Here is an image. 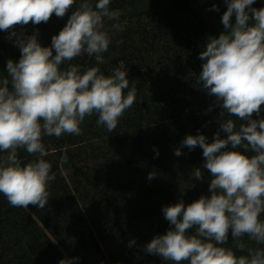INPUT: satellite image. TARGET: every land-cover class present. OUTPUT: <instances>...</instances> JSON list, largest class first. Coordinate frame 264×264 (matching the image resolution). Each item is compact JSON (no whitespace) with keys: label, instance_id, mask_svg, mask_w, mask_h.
Returning <instances> with one entry per match:
<instances>
[{"label":"trees","instance_id":"16d2710c","mask_svg":"<svg viewBox=\"0 0 264 264\" xmlns=\"http://www.w3.org/2000/svg\"><path fill=\"white\" fill-rule=\"evenodd\" d=\"M252 7H264V0ZM110 9L120 11L123 31H110L106 62L97 65L94 56L85 54L71 63L82 71L98 66L105 75L123 65L129 88H136V103L113 132L98 126L93 114L80 125L79 136L43 137L44 159L55 173L48 203L42 209L17 208L0 194V264H59L66 258H78L73 264H170L145 251L148 242L172 227L163 207L210 195L202 149L183 147L180 156L175 149L187 135L203 134L212 142L221 120L244 123L227 113L221 117L216 98L197 83L207 38L225 30L224 0H111ZM71 12L15 30L26 36L38 31V42L51 46ZM8 37L0 30V76L7 75V61L18 62L21 55L16 37ZM253 118H264V106ZM221 138L226 134L221 132ZM18 156L22 163L35 159L23 149ZM195 168L204 173L202 181L192 175ZM150 172L156 173L151 180ZM244 242L250 243L247 237ZM224 246L235 248L230 232Z\"/></svg>","mask_w":264,"mask_h":264},{"label":"clouds","instance_id":"9594fccd","mask_svg":"<svg viewBox=\"0 0 264 264\" xmlns=\"http://www.w3.org/2000/svg\"><path fill=\"white\" fill-rule=\"evenodd\" d=\"M224 2L225 30L207 38L199 55L203 63L197 83L216 98L221 117L227 113L244 123L221 120L212 142L203 134L187 135L175 149L176 156L182 155L183 147L202 149L210 195L187 205L181 199L163 207L172 227L148 242L145 251L170 264H264V118H253L264 106V7H252L255 0ZM110 3L80 0L74 8L77 0H0V30L9 32V39L16 37L21 53L18 62L7 61V75L0 76V153H6L0 155V194L12 207L42 209L48 203L55 173L44 159V136H79L80 125L93 114L98 126L113 132L136 103V88H129L123 65L105 75L98 66L82 71L71 63L85 54L94 56L97 65L106 62L110 31H123L121 13L111 10ZM70 9L51 46L38 42V31L26 36L15 30L29 22L47 23L53 14L62 18ZM106 21L114 22L110 29ZM65 63L67 68H62ZM19 149L35 159L22 163ZM249 150L255 154L246 155ZM155 175L150 172L148 179ZM192 175L204 179L200 168ZM229 232L235 248L224 246ZM245 237L250 243L244 242ZM134 244L130 241L129 246ZM73 259L59 264H73Z\"/></svg>","mask_w":264,"mask_h":264},{"label":"flooded vegetation","instance_id":"af4514ba","mask_svg":"<svg viewBox=\"0 0 264 264\" xmlns=\"http://www.w3.org/2000/svg\"><path fill=\"white\" fill-rule=\"evenodd\" d=\"M199 1H201V0H199ZM205 1V0H204Z\"/></svg>","mask_w":264,"mask_h":264},{"label":"rangeland","instance_id":"374dc122","mask_svg":"<svg viewBox=\"0 0 264 264\" xmlns=\"http://www.w3.org/2000/svg\"><path fill=\"white\" fill-rule=\"evenodd\" d=\"M194 3H196V2H194Z\"/></svg>","mask_w":264,"mask_h":264},{"label":"water","instance_id":"95a60500","mask_svg":"<svg viewBox=\"0 0 264 264\" xmlns=\"http://www.w3.org/2000/svg\"><path fill=\"white\" fill-rule=\"evenodd\" d=\"M205 1H207V0H205Z\"/></svg>","mask_w":264,"mask_h":264}]
</instances>
